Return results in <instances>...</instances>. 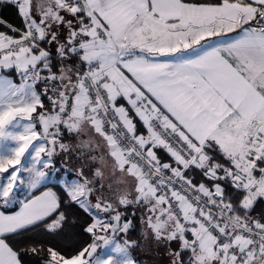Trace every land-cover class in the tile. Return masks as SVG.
Wrapping results in <instances>:
<instances>
[{
  "label": "snow or ice",
  "instance_id": "obj_1",
  "mask_svg": "<svg viewBox=\"0 0 264 264\" xmlns=\"http://www.w3.org/2000/svg\"><path fill=\"white\" fill-rule=\"evenodd\" d=\"M0 4V264H264V0Z\"/></svg>",
  "mask_w": 264,
  "mask_h": 264
},
{
  "label": "trees",
  "instance_id": "obj_2",
  "mask_svg": "<svg viewBox=\"0 0 264 264\" xmlns=\"http://www.w3.org/2000/svg\"><path fill=\"white\" fill-rule=\"evenodd\" d=\"M0 18H3L5 21H7L9 24L15 25V26H20L21 25V20L20 17L17 14V10L15 7L11 6V5H4V4H0ZM0 31H7L6 28H4L2 25H0ZM9 34H13V33H9ZM9 75H12L13 78H15V74L14 73H8ZM18 81V80H17ZM134 223H137L136 221H134ZM138 227H137V231L133 232L131 234V238L132 239H139L138 236ZM139 250H134L133 251V255L134 257L140 261V262H144V259L146 260L145 256H140L139 255ZM148 258H152L149 255H146ZM28 264H32L31 259H29Z\"/></svg>",
  "mask_w": 264,
  "mask_h": 264
},
{
  "label": "rangeland",
  "instance_id": "obj_3",
  "mask_svg": "<svg viewBox=\"0 0 264 264\" xmlns=\"http://www.w3.org/2000/svg\"><path fill=\"white\" fill-rule=\"evenodd\" d=\"M140 256H145L146 260L144 259V262H140V264H164V258L161 257H157L155 255H151L148 252H138ZM146 255L151 256L152 258H148Z\"/></svg>",
  "mask_w": 264,
  "mask_h": 264
},
{
  "label": "crops",
  "instance_id": "obj_4",
  "mask_svg": "<svg viewBox=\"0 0 264 264\" xmlns=\"http://www.w3.org/2000/svg\"><path fill=\"white\" fill-rule=\"evenodd\" d=\"M230 35H235V34H230ZM17 82H19V81H17Z\"/></svg>",
  "mask_w": 264,
  "mask_h": 264
}]
</instances>
